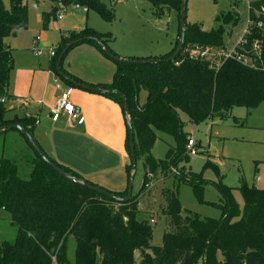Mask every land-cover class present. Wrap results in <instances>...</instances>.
I'll return each instance as SVG.
<instances>
[{"label":"trees","instance_id":"1","mask_svg":"<svg viewBox=\"0 0 264 264\" xmlns=\"http://www.w3.org/2000/svg\"><path fill=\"white\" fill-rule=\"evenodd\" d=\"M9 1L7 6L0 0V133L10 130L1 129L4 126L18 123L34 135L36 120L26 114L13 115L6 103L11 97L9 85L15 67L13 50L6 39L16 36L29 25L28 0ZM51 1V10L42 14L44 28H48L52 20H57L63 6L73 2ZM77 1L86 5L88 10L95 9L106 19L114 16L113 8H107L103 0ZM148 1L157 15H162L165 7L178 12V36L170 52L155 57H122L125 61H117L97 41L86 40L82 43L95 45L115 61L113 80L103 84L86 83L66 72L63 61L61 64L64 72L81 83L93 88L119 90L125 95L130 108L137 161L142 160L146 168L141 188L129 201L119 202L73 181L47 164L17 130L23 138L16 139V145L20 155L25 156L30 173L23 177L17 159L6 150L0 155V208L10 213L12 223L17 226L15 240L0 239V264H52L54 257L60 264H264V189L249 185L243 177L238 187L244 199L242 208L235 199L234 187L222 181L218 184L224 198L219 218H202L191 212L184 214L178 189L164 190L166 205L163 214L169 228L163 234L160 246L152 244L150 222L137 218L141 212L140 199L148 194L149 182L158 173L162 177L174 175L178 183H188L198 191L204 182L199 175L181 167L189 156L186 153L188 135L180 112L186 113L192 123L200 124L216 118L224 120L235 107L243 106L249 113L264 103V49L258 56L253 52L255 43L264 46V0L249 2V33L244 35L247 42L240 49L255 60V66L234 59L209 60L190 54L191 49L199 47L226 50V27L239 23L241 0H231L232 9L222 13L218 17L221 25L210 31L203 30L199 23L187 22L184 48L173 60L168 58L179 44L182 0ZM83 37L98 39L119 56L110 46L114 41L111 33L86 26L62 34L51 68L70 86L74 85L57 70L56 63L70 41ZM138 59H155L156 62H130ZM143 90L147 97L141 104ZM102 94L120 104L125 114L124 101L118 93ZM157 132L174 136L177 143L168 149L163 159L152 155ZM126 149L131 160L127 166V188L121 192L109 190L119 197L128 193L133 163L128 126ZM48 156L67 173L83 178ZM70 237L76 242L73 263L67 254ZM137 252L140 253L139 260L136 259Z\"/></svg>","mask_w":264,"mask_h":264},{"label":"rangeland","instance_id":"2","mask_svg":"<svg viewBox=\"0 0 264 264\" xmlns=\"http://www.w3.org/2000/svg\"><path fill=\"white\" fill-rule=\"evenodd\" d=\"M9 6V0H3ZM107 8H113L112 19L104 18L95 9H68L62 11L63 19L52 20L48 28L43 27L42 14L49 12L53 6L51 0H28L29 25L21 31L18 37L11 40L14 49L15 69L11 75V90L22 91L23 85L31 81L33 71L31 67L44 65L48 68L51 59V49L57 48L60 34L64 29H73L75 26L88 25L102 33H111L114 41L110 44L122 58L139 57L148 54L163 55L171 51L176 43L179 30V16L175 9L165 7L162 15H157L148 0H103ZM251 0H241L238 7L239 23L226 27L225 43L228 50L234 48L242 39L249 21L248 3ZM232 9L231 0H187V22L199 23L203 30L210 31L221 25L218 17ZM62 27V28H61ZM62 29V30H61ZM43 35L39 44L43 49L42 55L37 57L30 50L32 38ZM11 38V37H10ZM33 45V44H32ZM199 48L191 49L190 54ZM202 50V49H201ZM212 48L209 60L224 58L223 52ZM93 55L106 58L109 67L95 64ZM103 56V57H100ZM59 58V57H58ZM105 60V59H104ZM115 61L106 56L100 49L91 43H81L70 49L63 60V68H74L85 73H99L105 77H113ZM112 67V68H111ZM111 68V69H110ZM146 91L140 94V103L146 101ZM184 122V131L188 138L193 135L198 154L189 156V160L181 163L193 174L203 180L198 191L188 183L176 180L174 175L162 177L157 174L149 182L148 194L140 200L141 212L137 215L140 220H148L153 228L152 244L160 246L163 234L168 230V220L163 214L166 205L163 191L178 189L182 211L189 212L202 218H219L222 214L224 198L218 188L222 181L225 185L234 187V196L242 208L243 196L238 189L243 177L249 185L264 189V103L251 110L243 106L235 107L224 119H215L200 124L190 121L188 115L180 112ZM158 138L152 149L156 159H163L170 147L176 146L174 136L157 132ZM21 134L14 129L7 133H0V155L6 150L7 154L17 159L21 175L27 177L30 166L25 156L20 155L16 139L22 140ZM24 140V139H23ZM146 168L142 160L137 161L133 182V193H137L142 186ZM153 220V221H152ZM17 226L12 223L8 211L0 208V239L15 240ZM76 242L73 238L67 241V254L74 261ZM137 256L140 253L137 252Z\"/></svg>","mask_w":264,"mask_h":264},{"label":"crops","instance_id":"3","mask_svg":"<svg viewBox=\"0 0 264 264\" xmlns=\"http://www.w3.org/2000/svg\"><path fill=\"white\" fill-rule=\"evenodd\" d=\"M86 26L88 25L75 26L73 29L67 28L62 34L72 30H81ZM20 33L21 31L8 39L13 40ZM62 34H60V39ZM40 36L38 46L44 39L43 35ZM36 37L32 38V44ZM11 40L7 43L10 47ZM32 44L30 50L35 56H41L42 54L38 56L34 53ZM12 50L14 51L13 48ZM148 56L157 55L148 54L139 57ZM52 58L53 56H51L48 68L44 65L31 67L30 71H33L31 81L23 85L22 91L19 89L12 92L10 81L11 97L6 101L7 106L12 110L13 115L23 116L29 113L32 118L38 120L33 129L34 136L44 151L58 163L69 167L84 179L103 188L111 191H124L128 185L127 166L131 160L126 149L127 123L122 107L102 93L70 86L62 80L64 87L70 89L72 102L79 110L80 116L76 122L71 121L66 114H61L56 119L53 118L50 108L54 106L59 90L54 81L56 73L51 68ZM93 58L95 64L109 67L107 63L109 61L106 58H99L95 55ZM64 70L86 83L103 84L113 80L116 66L112 79L109 75L105 77L97 72L88 74L84 70L71 67L64 68ZM250 113L247 112V114ZM136 259H140L137 253Z\"/></svg>","mask_w":264,"mask_h":264},{"label":"water","instance_id":"4","mask_svg":"<svg viewBox=\"0 0 264 264\" xmlns=\"http://www.w3.org/2000/svg\"><path fill=\"white\" fill-rule=\"evenodd\" d=\"M187 0H182L181 3V11H180V23H181V35L179 37V44L177 46V48L175 49L174 53L168 58L169 60H173L177 57L178 54L181 53V51L184 48L185 45V35H186V23H187ZM86 40H94L97 41L101 46L102 49L108 54L110 55L113 59L117 60V61H125L123 58H121L120 56L115 55L114 53H112L110 50H108V48L103 45L98 39L94 38V37H83V38H79L76 40H72L70 41L67 46L64 48V50L61 52L57 63H56V67L57 70L62 74V76L68 80L72 85L76 86V87H81L84 89H92L94 91L100 92V93H106V92H115L118 93L122 98H123V108L125 111V118H126V123L127 126L129 128L130 131V148L132 151V170H131V174H130V178H129V189H128V193L126 196L124 197H119L116 194H114L113 192H110L109 190L102 188L101 186L95 185L83 178L77 177V176H73L69 173H67L66 171H64L60 166H58L57 164H55L51 158L46 154V152L42 149V147L40 146V144L38 143V141L36 140L35 136L33 134H31L28 130H26V128L24 126H22L21 124L15 123V124H10L7 126H4L1 129H16L18 130L21 134H23L26 139L29 141V143L32 145V147L34 148V150L38 153V155L47 163L49 164L51 167H53L55 170H57L59 173H61L62 175H64L67 178H70L73 181H78L82 184H84L85 186L101 193L104 194L106 196H109L111 198H114L116 200H118L119 202H127L131 199L132 194H133V182H134V177H135V172H136V167H137V157H136V153H135V140H134V132H133V126H132V122L130 119V108L128 106L127 100L125 95L119 91V90H109V89H104V88H93L90 87L89 85L85 84V83H81L79 81H77L76 79L72 78L69 74H67L66 72H64L61 68V64L62 61L64 59V56L66 55V53L68 52V50L74 46L77 45L79 43H82ZM133 63H148V62H156L155 59H148V60H133L130 61Z\"/></svg>","mask_w":264,"mask_h":264},{"label":"built area","instance_id":"5","mask_svg":"<svg viewBox=\"0 0 264 264\" xmlns=\"http://www.w3.org/2000/svg\"><path fill=\"white\" fill-rule=\"evenodd\" d=\"M72 1L73 2L69 6H63L62 7V9L58 13V19H62L63 18V15L61 14L62 11L66 12L68 9H83L84 11L88 12V7L86 5H82L77 0H72ZM262 11L264 12V8H262ZM246 33H249L248 26H247V29H246L244 35ZM244 35H243L242 39L239 41V43L234 48H232L231 50H228L226 48V50L220 51L219 53L223 52V55H224L223 57L225 59H234L236 61L242 62L245 65L255 66V60L251 56H248L245 51H243V52L240 51V49L247 42L246 39L244 38ZM40 39H41V36H37L34 39L33 46H32L34 53L38 56L41 55L42 51H43V49L40 46H38ZM201 49L194 50L191 53V55L194 57H201V58L209 59L208 56H211L213 54L212 48H201ZM263 49H264V46L262 43H255L254 48H253V52L258 56L263 51ZM50 54H51V56H54L55 50L51 49ZM54 81L56 84V88L59 90V95L57 97V100H56L54 106H52L50 108V113H51L52 117L56 119L61 114H66L70 118L71 121H73V122L78 121L79 116H80V112L77 109V107L75 106V104L72 102L70 89L64 87L62 80L58 76H55ZM26 115L28 117L31 116L29 113H26ZM36 122H38V120H36ZM186 153L189 156H194V155L198 154V151L196 149L195 138L193 136H190L188 138V141L186 143ZM52 264H60V263L54 257Z\"/></svg>","mask_w":264,"mask_h":264}]
</instances>
